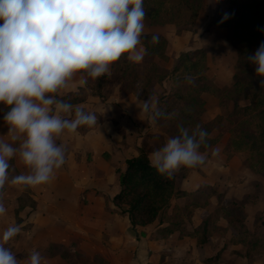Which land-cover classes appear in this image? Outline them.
I'll list each match as a JSON object with an SVG mask.
<instances>
[{
    "label": "clouds",
    "instance_id": "obj_1",
    "mask_svg": "<svg viewBox=\"0 0 264 264\" xmlns=\"http://www.w3.org/2000/svg\"><path fill=\"white\" fill-rule=\"evenodd\" d=\"M145 15L143 0H0V104L7 106L2 119L17 142L14 146L0 139V189L6 184L37 186L54 177L65 159L57 139L97 123L94 112L58 97L78 93L77 85L105 75L122 55L141 62L147 53L141 43ZM158 40L153 34L151 42ZM247 59L264 77V41ZM133 102L153 122L163 115L151 96ZM177 132L150 155L156 171L169 177L180 167H196L207 159L200 151L206 130L178 124ZM17 155L27 172L10 177L9 161ZM6 211L0 200V215ZM19 231L18 224L0 231V264H20L5 246ZM41 260L33 250L25 264Z\"/></svg>",
    "mask_w": 264,
    "mask_h": 264
},
{
    "label": "crops",
    "instance_id": "obj_2",
    "mask_svg": "<svg viewBox=\"0 0 264 264\" xmlns=\"http://www.w3.org/2000/svg\"><path fill=\"white\" fill-rule=\"evenodd\" d=\"M166 40L171 43L175 38ZM170 43L166 56H170ZM177 57L178 53L171 57L172 62ZM107 74L109 77L104 81L114 89L108 99L93 95L85 99L73 98L76 95L65 99L94 112L97 123L80 126L57 139V143L64 146L65 159L55 170L54 177L37 186L6 184L0 189V200L7 209L0 215V231L9 224L20 225L19 233L5 243L20 264H25L33 250L40 252L41 264H85L78 261L81 256L90 259V264H164L169 258L164 257L165 251L177 249L169 244V236L162 237L160 233V228L167 224L165 221L134 227L128 214L120 212L114 202L120 191L119 172L125 170L126 159L138 155L141 148H145L150 157L168 136L161 130L151 129L149 116L139 113L140 109L133 102L138 96L125 89L120 78L114 77L112 63ZM78 79L79 74L73 83ZM95 85L96 80L88 78L84 86L77 85L78 92L91 93ZM70 93L73 92H63L58 98ZM153 100L156 104V98ZM6 111L7 106L0 104V139L15 146L17 142L11 140L13 133L2 119ZM150 133H158V136L149 137ZM230 148L231 140L223 150L231 151ZM211 149H206L205 153ZM9 164L10 177L27 172L18 155L12 157ZM189 170L180 186L177 182L179 189L190 191L195 185H211L207 170H199L198 166ZM175 199L182 201L185 197L174 196L171 205ZM56 245L60 246L59 252L48 253V248ZM62 251H70L71 256L63 257Z\"/></svg>",
    "mask_w": 264,
    "mask_h": 264
},
{
    "label": "trees",
    "instance_id": "obj_3",
    "mask_svg": "<svg viewBox=\"0 0 264 264\" xmlns=\"http://www.w3.org/2000/svg\"><path fill=\"white\" fill-rule=\"evenodd\" d=\"M179 9H187L191 21L198 19L203 10V0H175ZM145 18L150 21L159 19L163 11H166L164 0H143ZM227 14V18H225ZM213 24L220 28H226L230 32L232 40L238 43V58L235 65V77L229 88H221L206 75L208 68V47H200L180 52L170 78L174 84L179 85L167 94L159 96L156 108L167 115L173 110L172 102L176 101L182 106L181 113L188 114L195 106L196 99L204 94L230 97L234 102V110L230 116L235 119L230 128L231 151L243 157L244 163L254 173L264 174V86H260V77L255 73V65L247 58L254 54L253 47L256 38L263 37L264 30V0H218ZM153 34H141V43L147 49V54L157 57L165 56L166 40L162 35L156 43L151 42ZM157 35V34H156ZM114 72L119 73L123 81L128 82V88H138L143 79L144 91L152 94L148 86L152 79L150 73L157 68L156 63H150L140 72L139 64L126 59V54L112 62ZM152 68V69H151ZM109 77L105 74L96 78L97 94L104 97L102 92L104 80ZM182 86H186L183 90ZM75 93L63 96L67 99ZM240 99H247L248 104L240 105ZM202 102L199 103L200 108ZM189 113L188 117L192 118ZM190 126L191 125H187ZM179 173L176 170L172 176H165L156 171L150 163V157L145 148H141L139 154L126 159V168L119 172L120 191L115 195L114 202L121 209L120 212L128 214L134 227L148 226L156 220L163 222V213L171 207V199L174 196H185L188 193L178 188ZM195 196L182 208L192 211L201 206L199 197L216 196L218 199L217 212L227 218L229 227L234 233L235 242L261 244L254 232L245 222V206L248 200H254L255 193H248L242 200L233 198L231 201L221 204L223 193L218 192L212 186H203L192 194ZM198 198H197V197ZM180 210V209H178ZM213 216V215H212ZM207 216L203 222L190 233L196 237L197 244L202 246L208 242L211 228V218ZM183 219L171 220L160 228L162 237H168L174 232L185 233ZM59 245L48 248V253L59 252ZM57 251V252H56ZM222 251L207 257L205 262L217 264L222 262ZM62 256L69 258L70 251H62ZM79 262L90 264L91 260L81 256ZM227 264H233L228 262Z\"/></svg>",
    "mask_w": 264,
    "mask_h": 264
},
{
    "label": "rangeland",
    "instance_id": "obj_4",
    "mask_svg": "<svg viewBox=\"0 0 264 264\" xmlns=\"http://www.w3.org/2000/svg\"><path fill=\"white\" fill-rule=\"evenodd\" d=\"M164 1L167 10L162 12L158 20L150 21L144 19V33L151 32V34L162 35L165 40L168 38H175V40L171 43L166 40L164 57L160 58L146 53L144 59L138 63L140 72L144 67H149L150 63L157 64L158 67L150 73L152 82L148 86L153 93L148 94V91L147 93L144 91L143 79L140 80L138 88L131 90L126 86L128 82L123 81L119 73L115 72L114 77L120 78L119 80L122 81L125 89L127 88L138 97L147 99V96H151L156 98L157 101L159 96L167 94L179 86L174 84L170 78V72L177 59L172 62L171 57H175L177 53L179 55L180 52L189 50L192 47V49L200 48L195 47L196 45H205L203 47L209 48L206 75L221 88L231 87L236 71L238 43L231 39L228 29L220 28L213 24L218 0H203V10L195 21H191L187 9H179L177 7L175 0ZM261 41H264V35L259 39H255L253 52L256 51ZM168 42L170 43V56H166ZM104 84L102 88L103 98L98 96L97 88L95 87L91 93L78 92L73 98L85 99L88 95H93L101 100H106L114 89L112 84L105 81ZM182 89L185 90L186 86H182ZM73 98L72 96L69 97V99ZM195 101V106L189 111L193 115L192 118L188 117L189 113H181L182 106H178L177 102L173 101V110L168 113L173 115L160 116L155 122L150 119L151 129L161 130L168 137L178 134V124H182L189 130L199 125L208 133L206 142L201 145L200 151L205 153L206 149L212 148V151L206 153L207 159L205 163L198 166L199 170H207L206 172H209L211 178L208 182L210 181L211 185L201 184L193 186L190 191H186L188 194L184 196L185 199L182 201L175 199L176 201L174 200L172 206L162 215L166 223L171 220L183 219V226L186 229L184 234L176 231L167 238L170 241L169 244H173L174 248L177 249L165 251L164 257L168 255L169 258H166V261L164 260V264H210L205 262V259L218 251H222L223 254L222 262L217 264H227L228 262L233 264H264V174L254 173L245 165L244 157L246 154L241 157L230 150H223L225 144L231 140L230 128L234 125L233 121L235 119L230 114L234 110V102L230 97H225L223 93L220 95L204 93ZM201 102L202 105L198 108ZM239 103L240 105H246L248 100L240 99ZM187 125H191V127ZM148 135H150L149 137L158 136V133H150ZM216 144L219 147H216ZM214 150H218L215 155H213ZM220 153L224 155L222 156ZM227 155H229V159H227ZM201 167L203 168L201 169ZM193 168L195 169V167ZM189 169L187 167L177 169L179 186L189 173ZM207 185L223 193L221 204H225L233 198L242 200L246 194L255 193L254 200H248L245 206V222L254 232V237L261 241V244L235 242L236 239H233L234 233L229 227L227 218L216 211L217 203L219 202L216 196L199 197L201 206L190 212L182 209L191 198L195 197L192 196L194 192ZM209 215H213L211 218L210 236L206 244L199 246L196 237L190 233Z\"/></svg>",
    "mask_w": 264,
    "mask_h": 264
}]
</instances>
